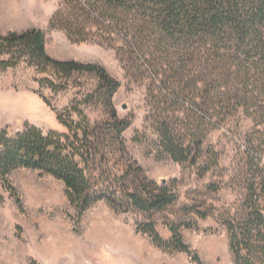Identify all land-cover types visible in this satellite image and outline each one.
Returning a JSON list of instances; mask_svg holds the SVG:
<instances>
[{"label":"trees","instance_id":"trees-1","mask_svg":"<svg viewBox=\"0 0 264 264\" xmlns=\"http://www.w3.org/2000/svg\"><path fill=\"white\" fill-rule=\"evenodd\" d=\"M90 25L107 28L122 40L120 56L127 75L147 78L159 156L197 168L204 178L219 162L217 154L205 162L201 158L214 125L239 113L254 121L244 150L251 180L236 212H226L224 226L234 264H264V0H62L51 22L52 28L64 29L76 42L87 39ZM13 49L19 57L0 59V71L27 57L29 66L41 73L51 69L67 78L73 73L95 74L110 116L117 120L112 101L121 85L104 68L52 58L46 51V36L38 29L0 34V52L9 54ZM39 83L61 89L49 78ZM59 120L67 133L46 134L27 123L13 136L1 129L0 178L7 180L20 169L52 176L64 184L79 217L102 200L115 210L143 214L176 204V193L156 187L140 167L134 178L123 169L110 172L117 147L125 153L122 135L128 121ZM183 121H188L185 126ZM107 174L122 180L121 186H106ZM185 226L169 223L170 241L160 236L154 222L139 225L137 232L164 251L192 256L180 234ZM193 260L201 264L197 256Z\"/></svg>","mask_w":264,"mask_h":264},{"label":"rangeland","instance_id":"rangeland-1","mask_svg":"<svg viewBox=\"0 0 264 264\" xmlns=\"http://www.w3.org/2000/svg\"><path fill=\"white\" fill-rule=\"evenodd\" d=\"M11 1L28 14L26 25L44 32L46 51L52 58L101 66L121 86L112 101L117 114L114 120L95 74L73 73L67 78L51 69L41 73L23 57L17 66L0 71V130L7 128L13 136L27 123L46 134H65L67 129L59 118L83 121L86 117L95 123L128 121L130 126L122 135L125 153L118 147L114 150L110 172L122 173L123 169L134 178L140 167L148 181L158 188L169 187L178 200L166 211L154 214L118 211L102 200L79 217L61 181L37 171L17 170L7 180L0 178V264H199L193 260L195 256L201 264H234L224 221L226 212L235 213L247 194L252 174L245 166L244 150L254 121L239 113L231 121L214 125L201 158L205 162L217 154L219 162L200 178L197 168H184L168 156L158 155L149 82L137 74L127 75L120 56L121 39L111 36L107 28L90 25L87 39L76 42L64 29L52 28L62 0ZM16 51L0 52V59L18 58ZM45 78L61 89L40 85ZM114 174L106 175L105 185L115 189L123 181ZM149 222L156 224L165 241L172 239L169 223L186 225L180 234L192 256L164 251L137 232L139 225Z\"/></svg>","mask_w":264,"mask_h":264},{"label":"crops","instance_id":"crops-1","mask_svg":"<svg viewBox=\"0 0 264 264\" xmlns=\"http://www.w3.org/2000/svg\"><path fill=\"white\" fill-rule=\"evenodd\" d=\"M0 1V34L21 33L29 29H36L26 25V17L28 14L24 10H20L14 2L7 0ZM1 91V89H0ZM1 126V120H0Z\"/></svg>","mask_w":264,"mask_h":264}]
</instances>
